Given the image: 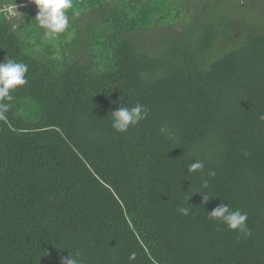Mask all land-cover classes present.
<instances>
[{"label":"trees","instance_id":"trees-1","mask_svg":"<svg viewBox=\"0 0 264 264\" xmlns=\"http://www.w3.org/2000/svg\"><path fill=\"white\" fill-rule=\"evenodd\" d=\"M32 1L0 0V62L28 65L0 101V264H264V0H73L55 36Z\"/></svg>","mask_w":264,"mask_h":264},{"label":"clouds","instance_id":"clouds-1","mask_svg":"<svg viewBox=\"0 0 264 264\" xmlns=\"http://www.w3.org/2000/svg\"><path fill=\"white\" fill-rule=\"evenodd\" d=\"M38 12L35 21L39 27L45 30V36H55L63 33L69 27L68 9H73V0H33ZM12 5L11 11L4 9ZM17 5L4 4L1 11L5 16L11 17L17 13ZM74 16L79 15V11L73 12ZM28 72V65L23 62H17L9 58L0 62V101L7 100L11 102L13 96L11 92L18 86L25 85L27 79L25 74ZM125 104V103H124ZM122 104L111 112V127L117 132H127L130 126L137 125L140 121L146 119L149 115V109L139 102L132 107H126ZM10 107L9 103H0V115L6 112ZM264 119V117H261ZM163 130V129H162ZM203 171L204 163L200 160H193L187 167L188 172ZM213 175V173H210ZM208 182L205 180L201 190L207 188ZM205 191V190H204ZM203 196L202 203H207L211 199L209 193ZM177 211L182 215L189 214V208L178 207ZM208 218L218 221L227 226L230 231H237L242 236L250 235V229L247 226V213L239 209L232 210L228 204H218L211 212H207ZM79 253L71 254L61 258L60 264H80Z\"/></svg>","mask_w":264,"mask_h":264},{"label":"built area","instance_id":"built-area-1","mask_svg":"<svg viewBox=\"0 0 264 264\" xmlns=\"http://www.w3.org/2000/svg\"><path fill=\"white\" fill-rule=\"evenodd\" d=\"M12 5H8L7 7H5L4 9H7L8 11H11V9H12Z\"/></svg>","mask_w":264,"mask_h":264},{"label":"rangeland","instance_id":"rangeland-1","mask_svg":"<svg viewBox=\"0 0 264 264\" xmlns=\"http://www.w3.org/2000/svg\"><path fill=\"white\" fill-rule=\"evenodd\" d=\"M33 2V1H32ZM34 4V2L32 3V5ZM35 7V6H34Z\"/></svg>","mask_w":264,"mask_h":264}]
</instances>
